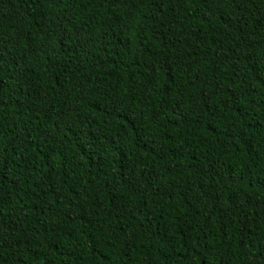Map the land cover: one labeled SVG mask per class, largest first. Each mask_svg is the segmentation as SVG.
Masks as SVG:
<instances>
[{
    "label": "trees",
    "instance_id": "obj_1",
    "mask_svg": "<svg viewBox=\"0 0 264 264\" xmlns=\"http://www.w3.org/2000/svg\"><path fill=\"white\" fill-rule=\"evenodd\" d=\"M0 264H264V0H0Z\"/></svg>",
    "mask_w": 264,
    "mask_h": 264
}]
</instances>
